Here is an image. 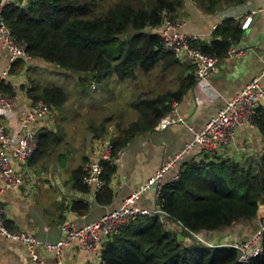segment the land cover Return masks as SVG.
<instances>
[{
    "label": "trees",
    "instance_id": "obj_1",
    "mask_svg": "<svg viewBox=\"0 0 264 264\" xmlns=\"http://www.w3.org/2000/svg\"><path fill=\"white\" fill-rule=\"evenodd\" d=\"M193 1L202 11L212 13L222 2L243 0ZM182 3L183 0H27L22 6L2 4L0 15L14 39L24 44L29 59L43 61L49 67L42 70L55 75L74 74L75 83L84 91L90 82L97 84L107 76L124 82L149 76L155 70L160 76L174 72V88L160 93L149 89L129 103L137 118L109 138L113 158L134 137L151 132L170 112L171 103H179L195 84L192 64L164 50L159 34L151 31L164 19H174ZM240 33L238 21L225 18L214 27L209 42L196 41L193 45L220 58ZM28 68L25 60L18 57L10 63L7 74L15 76L22 70L27 74ZM28 75L23 88L30 103L40 101L55 111L65 104L67 95L61 88L44 85ZM0 92L8 97L14 95L12 86L4 82H0ZM253 122L263 133V121L255 116ZM62 140L57 131L39 129L30 160L52 156ZM85 162V158L81 159L67 179L70 187L80 193L87 191L82 183ZM100 167L103 185L93 201L105 206L112 200L109 182L115 165L101 161ZM181 169L177 180L163 183L157 205L168 222L182 227L177 231L168 229L185 237L183 228L194 234H208L251 221L258 205L264 203V154L245 163L214 153L201 154L198 159H185ZM87 209L83 201H73L68 211L82 215ZM164 228L157 215L135 217L103 244L100 264H238L237 252L229 246H207L192 239L178 242ZM260 245L261 253L245 264H264V230Z\"/></svg>",
    "mask_w": 264,
    "mask_h": 264
},
{
    "label": "crops",
    "instance_id": "obj_2",
    "mask_svg": "<svg viewBox=\"0 0 264 264\" xmlns=\"http://www.w3.org/2000/svg\"><path fill=\"white\" fill-rule=\"evenodd\" d=\"M27 0H0V4L7 2L24 5ZM262 0H243L236 3L222 2L212 13L202 11L193 0H183L182 7L176 12L174 20L181 23V31L185 34L197 36L198 42L207 43L211 40V32L225 18H232L241 22L247 17L250 21L245 28H240L238 38L230 42V47L239 50L238 53L218 58L212 74L204 83H195L178 103L175 117L177 122L163 130L144 133L134 137L121 150L115 165V172L110 178L109 187L112 191V200L108 205L100 206L94 203L96 192L87 189L85 193L72 189L67 182L68 176L56 173L57 155L29 159L24 165V183L18 188L3 189L0 181V208L4 227L13 233L24 232L36 239L54 243L60 237L59 225L64 221H71L76 225L93 222L103 214L119 207L121 202L137 187L142 185L155 170L179 152L185 143L192 138V132H198L204 124L222 108L224 103L231 99L252 78L258 77L264 69V10H259ZM8 53L0 47V77L10 65ZM26 65L37 67L38 62L27 58ZM44 63V62H43ZM45 64V63H44ZM49 67V66H48ZM28 74V70H27ZM26 71L12 76L6 74L0 82L8 83L14 89L11 97V106L4 115L0 116V124L9 133L18 129L21 113L31 105L23 88L26 85ZM259 84L264 87V77ZM23 88V89H22ZM45 120H38L37 131L42 128L54 129L55 115L50 110ZM54 112V111H53ZM255 116L264 123V103H260ZM107 141L102 142L103 145ZM103 145L97 149H90L83 156L86 163L97 160L102 152ZM56 146L55 150H57ZM264 154V132L256 125L238 127L233 136L232 147L227 149L222 157L237 163L256 160ZM201 154L197 150L186 155L185 159ZM60 156V155H59ZM57 160V161H56ZM80 165V164H79ZM46 173L50 174L52 182L47 180ZM42 176V178H41ZM47 184H52L56 194L44 193ZM73 201H83L88 205L87 212L77 215L68 211ZM136 205L139 208L151 209L154 205L153 194L147 191ZM264 208V205L259 208ZM259 220V218H256ZM208 233V235H217ZM222 238H218L220 244ZM232 241H226L229 243ZM42 264H55L50 253L40 251ZM62 264H98L95 259L70 244L63 249ZM0 264H38L30 261L24 247L17 241L0 236Z\"/></svg>",
    "mask_w": 264,
    "mask_h": 264
},
{
    "label": "built area",
    "instance_id": "obj_3",
    "mask_svg": "<svg viewBox=\"0 0 264 264\" xmlns=\"http://www.w3.org/2000/svg\"><path fill=\"white\" fill-rule=\"evenodd\" d=\"M259 10H264V0H262ZM249 21L250 17L247 16L241 22L240 28H245ZM180 28V22L166 18L157 27L151 28V31L159 34L164 50L170 51L178 60L188 61L192 64L195 83H204L212 74L218 58L201 52L198 47L193 45L194 42L198 41L197 36L185 34ZM0 47L7 51L10 62L18 57L24 60L28 58L24 44L14 39L1 15ZM238 52L239 50L229 47L225 56ZM8 68L2 72L0 79L7 74ZM261 77H264V69L258 77L252 78L231 99L227 100L200 131L192 132L191 140L185 143L179 152L161 164L151 177L121 202L118 208L103 214L99 219L90 223L76 225L71 221L62 222L59 225L60 237L54 243L40 241L24 232L13 233L8 231L3 225V213L0 208V236L19 242L24 247L27 257L34 263L42 264L39 254L42 251L52 254L55 264H62L63 249L70 244H75L78 249L92 256L100 264L102 262L101 250L106 240L137 216L157 215L165 228L179 230L182 228L180 224L168 222L166 215L160 212L158 208L157 198L161 186L166 180L175 181L178 179L182 171L181 164L186 155L192 151L197 150L198 154L214 153L223 156L226 150L232 147L234 132L238 127L255 125L253 120L255 119L256 108L260 103H264V87L259 84ZM10 106L11 97L0 92V116L4 115ZM170 108V112L162 117L153 128L155 131L163 130L177 122L182 123L179 117L174 116L178 102H172ZM49 115L50 107L39 101L31 103L30 107L21 113L18 129L15 132L9 133L0 124V181L3 189L18 188L23 185L24 165L31 158L36 148L37 121L45 120ZM120 153L121 151H117L115 157L111 158L110 145L108 142L105 143L97 160L85 164L83 185L87 189L97 192L103 185L100 179V162L111 161L112 164H115ZM147 191L153 194L154 205L151 209L139 208L136 203ZM263 230L264 226L259 225L258 229L247 240L232 241L223 246L233 248L237 252L236 262L245 264L261 253L260 239ZM183 231L187 234V238L197 243L213 247L221 246L219 243L218 245L206 243L203 239L204 232L194 234L185 228Z\"/></svg>",
    "mask_w": 264,
    "mask_h": 264
},
{
    "label": "rangeland",
    "instance_id": "obj_4",
    "mask_svg": "<svg viewBox=\"0 0 264 264\" xmlns=\"http://www.w3.org/2000/svg\"><path fill=\"white\" fill-rule=\"evenodd\" d=\"M36 62L39 64L37 69H27L28 76L44 85L61 88L67 95L65 104L58 111L52 110L55 115L53 127L63 137L62 143L52 156L58 154L60 165L57 164L56 173L64 177L70 176V172L80 164L82 157L87 155L90 149L100 148L102 142L109 140L126 124L136 120V113L128 106L136 95L149 89L160 93L165 89L174 88L176 84L174 72H165L164 76H160V72L155 70L149 76H138L135 81L118 82L114 76H107L97 84L90 82L84 91L75 83L77 78L74 74L67 77L58 76L54 72L42 70L49 66L43 61L36 59ZM26 77L25 82L28 81ZM46 176V179L52 182L51 175L46 173ZM43 191L51 193L52 198L56 195L52 184H47ZM262 205L264 204L259 206ZM263 221V210H257L251 221L236 223L220 230L217 235L205 234L203 239L208 244L210 242L212 245H218V238H222L221 246L228 244L226 241L242 242L247 240L259 225L264 226Z\"/></svg>",
    "mask_w": 264,
    "mask_h": 264
},
{
    "label": "water",
    "instance_id": "obj_5",
    "mask_svg": "<svg viewBox=\"0 0 264 264\" xmlns=\"http://www.w3.org/2000/svg\"><path fill=\"white\" fill-rule=\"evenodd\" d=\"M261 202H263V200H261ZM164 230L168 232L171 235V237L178 242H185V243L191 242L189 238L184 237L183 235H181L180 233L176 231L169 230L167 227L164 228Z\"/></svg>",
    "mask_w": 264,
    "mask_h": 264
},
{
    "label": "bare ground",
    "instance_id": "obj_6",
    "mask_svg": "<svg viewBox=\"0 0 264 264\" xmlns=\"http://www.w3.org/2000/svg\"><path fill=\"white\" fill-rule=\"evenodd\" d=\"M261 210H263V212H264V208H261V207H260V208H259V211L261 212Z\"/></svg>",
    "mask_w": 264,
    "mask_h": 264
}]
</instances>
